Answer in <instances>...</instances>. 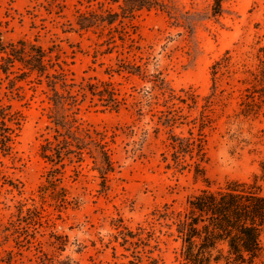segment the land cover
<instances>
[{
	"label": "rangeland",
	"instance_id": "rangeland-1",
	"mask_svg": "<svg viewBox=\"0 0 264 264\" xmlns=\"http://www.w3.org/2000/svg\"><path fill=\"white\" fill-rule=\"evenodd\" d=\"M209 2L176 0L183 9H205ZM226 6L228 13L197 22L189 35L157 8L137 11L130 22L80 30L77 15L117 11L118 4L0 0L5 41L25 44L31 51L41 47L46 73L63 74L67 85L110 83L120 102L117 110L103 108L90 95L81 102L80 123L103 138L112 161L103 186L84 156L76 169L66 166L62 184L67 203L49 197L42 201L40 186L49 165L41 147L54 134L49 91L45 77L20 62L4 74L6 55L0 54V104L8 105L19 119L10 150H0V221L10 218L18 203L35 208L43 216L44 234L38 236L42 251L68 256L76 264H127L129 252L120 246L122 232L145 227L153 264H182L172 219L184 210L187 196L206 183L194 175L189 155L177 152L169 127L161 122L173 109L179 115L173 132L203 144L204 176L211 186L256 180L264 187L263 111L247 117L236 113L237 101L247 91L227 84L234 81L225 74L216 78L214 103L203 107L212 83L210 65L227 49L236 56L250 50L263 32L264 0H229ZM127 63L140 65L143 73L126 72L122 67ZM157 74L180 97L196 95L198 107L189 108L160 91L150 82ZM201 112L209 118L203 125ZM175 156L180 164L173 162ZM49 232L66 240L64 250L49 244ZM260 241L262 252L254 264H264V230Z\"/></svg>",
	"mask_w": 264,
	"mask_h": 264
},
{
	"label": "trees",
	"instance_id": "trees-1",
	"mask_svg": "<svg viewBox=\"0 0 264 264\" xmlns=\"http://www.w3.org/2000/svg\"><path fill=\"white\" fill-rule=\"evenodd\" d=\"M108 1L117 3L118 10L81 13L75 18L77 28L86 30L110 26L115 22H130L137 11L157 8L183 27L189 35H193L197 22L216 19L229 12L226 6L229 0H210L205 9H183L177 5L176 0ZM0 54L6 55V62L1 69L4 74L9 72L15 62H20L45 77L51 103L49 119L54 127V134L41 147V156L49 165L45 182L40 186L42 201L49 197L56 203H67L68 191L62 184L66 166L72 165L76 169L84 156L90 159L100 180L99 184L103 186L107 174L113 168L110 154L102 137L97 136L93 130L84 129L79 112L81 102L88 95L100 100L103 108L117 110L120 102L116 90L110 83L103 81H96L95 85H67L63 74L46 73L41 47L32 51L26 49L25 44L18 47L15 43L5 41L1 30ZM122 69L130 74L143 73L142 67L136 64L127 63ZM220 74H225L234 81H227V84L240 85V90L247 91L244 97L240 96L238 99L236 113L247 117L263 111L264 115V25L263 32L257 36L250 50L236 56L231 49H227L210 65L212 83L209 94L204 97L203 107L214 103L217 94L216 78ZM150 82L163 93L168 92L170 98L177 99L189 108L198 107L196 95L180 97L159 74L153 75ZM13 115L8 105L0 104V150L3 154H7L11 148L14 124L19 126V119L13 118ZM200 115L202 125L208 122L209 118L204 112ZM178 118L177 111L173 109L161 122L169 127L170 139L177 152L189 155L194 175L200 176L206 183L204 188L187 196L184 210L172 219L174 230L180 239L182 264H254L262 252L260 235L264 230L263 185L256 180H228L221 185L211 186L204 176L203 144L193 136L184 137L173 132L172 128ZM177 158L175 156L172 160L175 164H180ZM261 167L264 172V161ZM14 206L11 217L0 221V264H16V261L32 258V264H76L68 256L59 258L60 254L50 255L42 251V237L38 239V236L44 234L41 231L43 216L35 208H25L22 203ZM49 236L52 237L49 244L59 251L64 250L66 240L52 232H49ZM120 246L129 252L125 257L127 264H153L154 259L148 255L150 245L145 227L138 228L137 231H123Z\"/></svg>",
	"mask_w": 264,
	"mask_h": 264
}]
</instances>
